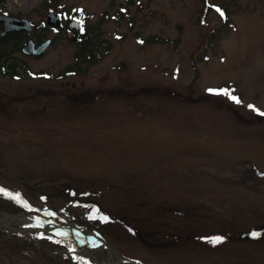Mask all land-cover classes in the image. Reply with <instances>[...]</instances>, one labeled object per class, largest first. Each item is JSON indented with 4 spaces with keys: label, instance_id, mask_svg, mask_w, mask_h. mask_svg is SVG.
<instances>
[{
    "label": "rangeland",
    "instance_id": "rangeland-1",
    "mask_svg": "<svg viewBox=\"0 0 264 264\" xmlns=\"http://www.w3.org/2000/svg\"><path fill=\"white\" fill-rule=\"evenodd\" d=\"M42 1L5 0L0 10L36 22ZM53 2L65 22L90 13L103 54L77 62L67 29L44 30L52 42L38 56L21 50L23 39L2 46L19 76L0 65V186L30 211L102 237L118 259L264 264V119L248 107L264 110V0H207V11L203 0ZM228 81L240 102L208 91ZM34 215L11 226L64 238ZM65 238L72 246L59 252L131 264L98 240L95 262L89 236ZM0 264L36 263L0 248Z\"/></svg>",
    "mask_w": 264,
    "mask_h": 264
},
{
    "label": "trees",
    "instance_id": "trees-1",
    "mask_svg": "<svg viewBox=\"0 0 264 264\" xmlns=\"http://www.w3.org/2000/svg\"><path fill=\"white\" fill-rule=\"evenodd\" d=\"M5 0H0V3L3 4ZM43 2V1H42ZM204 2V9L203 11H207L210 7L207 6V0H203ZM207 5H206V4ZM55 3L53 0H44L43 7L44 8H55ZM60 10H63L60 8ZM81 11V9H78ZM73 14L79 15L85 19L86 23L83 25V31L78 34V39L76 40L75 44L77 45L76 52H75V58L77 62L79 61H85V60H91L95 61L98 60L101 55L103 54V51L97 50V48L93 45L92 39L90 37L91 31L94 29L96 24H90L88 23V17L90 16V13L85 14L84 12H74ZM84 21V20H83ZM84 24V23H83ZM24 37L23 31H14L10 32L7 35L0 36V59H4L0 62V65L2 68H4V71L9 73H14V68L17 63L10 62L7 67L4 65L5 61V50L2 49V46L5 43H8L9 41L16 40V47L20 45V41ZM92 42V43H91ZM7 51V50H6ZM76 62V64H77ZM67 68L66 72H72L75 71V66ZM13 74V75H14ZM28 207H26L23 203L17 202L16 199H14L11 196H8L4 193H0V210L8 212V213H15L19 212L21 210H25ZM32 208V207H31ZM4 232H7V230H3ZM1 233V231H0ZM1 235V234H0ZM1 238V236H0ZM71 243L69 241L61 240V239H55L53 237H47L44 235L39 234H23L20 232H11L9 236L4 237L3 239H0V248L6 249L11 255L13 256H20L25 257L31 261H33L36 264L41 263H47V264H84V261L76 259L75 255H70L67 253L59 252L58 250L53 251L54 248H63L70 246ZM47 251L52 252V254L48 253ZM40 257L42 261H35L36 258Z\"/></svg>",
    "mask_w": 264,
    "mask_h": 264
},
{
    "label": "water",
    "instance_id": "water-1",
    "mask_svg": "<svg viewBox=\"0 0 264 264\" xmlns=\"http://www.w3.org/2000/svg\"><path fill=\"white\" fill-rule=\"evenodd\" d=\"M45 16H46V23L48 25L54 24L58 28L61 26L59 14L50 11V12H46ZM0 23L3 24L0 30V35H4L9 31L18 30V29H25L28 31V34H29L32 29L38 30L40 26L42 25V23L32 25L30 19L27 16H12V15H7V14L6 15L0 14ZM69 26L77 27L76 21L75 20L70 21ZM49 41L50 39H46L45 41H43L42 43H40L39 45L35 47L32 39L29 38L23 45V51L26 53L39 54L47 46ZM22 213H26V212H22ZM17 215L18 213L12 214L13 217ZM2 227H9V223H0V228ZM55 227L58 230L60 229L69 230L72 233H76V234H81L79 230H82L93 237H97L91 231L84 229V228H76V226L73 224H71L68 227L56 224ZM98 239L102 240L100 237H98ZM106 246L108 247V250L110 251V253L113 254L111 247L108 244H106ZM119 258L123 259L124 257H119Z\"/></svg>",
    "mask_w": 264,
    "mask_h": 264
},
{
    "label": "bare ground",
    "instance_id": "bare-ground-1",
    "mask_svg": "<svg viewBox=\"0 0 264 264\" xmlns=\"http://www.w3.org/2000/svg\"><path fill=\"white\" fill-rule=\"evenodd\" d=\"M36 217H41L44 218L45 221V231H56V223L64 225V226H70L71 223L67 220L66 218L60 214L57 213H39L37 215H35ZM35 216H31L30 218L33 219L35 218ZM24 217H11V216H4L3 218H0V223H10V225H17L20 224L21 222L24 221ZM50 222H49V221ZM80 233H82L84 236L88 237V233H86L85 231L79 230ZM63 232V231H62ZM61 235H63L64 237H67L71 240L75 239L76 234L72 233V232H63V234L61 233ZM86 240V245L88 246L90 252L93 254V261L96 262V256L98 253H102L103 251V246H101L98 242H96L95 240H92L90 238L85 239ZM112 259H118L116 258L115 255L111 254ZM117 262H119V260H116ZM125 262V261H124ZM97 264H105L104 262L97 260ZM120 264V263H118Z\"/></svg>",
    "mask_w": 264,
    "mask_h": 264
},
{
    "label": "snow or ice",
    "instance_id": "snow-or-ice-1",
    "mask_svg": "<svg viewBox=\"0 0 264 264\" xmlns=\"http://www.w3.org/2000/svg\"><path fill=\"white\" fill-rule=\"evenodd\" d=\"M210 6L213 7V8H216V10L219 11L222 16L224 15L223 10L220 9L217 5L213 4V5H210ZM81 30H83V29H81ZM208 91L209 92H223V93L229 95L232 100H234L236 102H240L239 98L237 96H235V95H232L227 89H224V88H219V89L209 88ZM248 107L249 108H253L260 115H264V110H261L260 108H257L255 105L249 104ZM261 175H264V173H261ZM0 193H4V194H6L8 196L13 197L14 199L17 200V202L23 203L26 207H31V205H28L26 201H23L21 199L19 193H11V192H9L8 189L3 188L2 186H0ZM96 211H98V209ZM101 217L103 219H107V217L104 216L102 213H101ZM251 235L258 236V235H260V233L258 231H256V230H253ZM205 239H209V238L206 237ZM210 239L212 240L213 243H216L218 241H222L224 239V237L223 236H216V237H212ZM75 258L78 259V260L84 261V264H90V262L87 261L84 257H75Z\"/></svg>",
    "mask_w": 264,
    "mask_h": 264
},
{
    "label": "flooded vegetation",
    "instance_id": "flooded-vegetation-1",
    "mask_svg": "<svg viewBox=\"0 0 264 264\" xmlns=\"http://www.w3.org/2000/svg\"><path fill=\"white\" fill-rule=\"evenodd\" d=\"M2 13H5V12H2ZM1 27H2V24H0V29H1ZM33 38H34L36 44L40 42V41H38L37 38H35L34 36H33Z\"/></svg>",
    "mask_w": 264,
    "mask_h": 264
}]
</instances>
